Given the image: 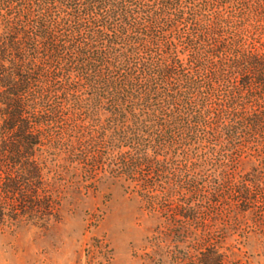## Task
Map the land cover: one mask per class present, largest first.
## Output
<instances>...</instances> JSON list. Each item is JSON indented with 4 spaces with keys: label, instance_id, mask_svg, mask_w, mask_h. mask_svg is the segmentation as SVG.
<instances>
[{
    "label": "rangeland",
    "instance_id": "1",
    "mask_svg": "<svg viewBox=\"0 0 264 264\" xmlns=\"http://www.w3.org/2000/svg\"><path fill=\"white\" fill-rule=\"evenodd\" d=\"M20 2L0 0V34ZM144 3H148L146 14L154 15L159 9L152 21L145 22L147 29L139 30L143 43L149 46L145 55L155 61L177 55L184 63L191 57L187 71L200 77L201 90L208 89L205 71L194 62L200 57L203 61L211 58L206 46L212 35L233 33L246 39L245 46L252 41L257 51L264 52V23L251 1L133 0L137 8ZM130 22L137 27L133 19ZM133 31L135 28L129 27L131 34ZM205 67L208 69V64ZM181 76V71H176L174 78L184 90L187 85ZM72 77L52 98L50 146L45 147L50 152L45 178L54 182L56 214L50 215L45 225L42 220L0 222V264H175L171 251L197 253L208 227L222 229L221 251L230 254L228 259L238 264H264V197L259 191L248 195L242 204L229 193L219 196L215 207L203 216L207 228L178 215L187 219L185 228L191 234L185 242L173 241V234H163L173 222L171 211H162L160 206L164 195L160 177L154 176L152 168L154 184L143 182L148 177L147 167L143 164L133 173L123 160L135 152L132 148L136 145L139 153L149 157L159 153L160 160L166 158L189 169L195 165V170L205 175H218L228 168L238 177L264 169L262 140L232 144L219 130L206 133L202 126L188 130L184 121L171 132H161L154 126L156 120L150 118L158 113L152 95L146 97L130 88L106 89L100 81H86L78 71H73ZM221 82L214 83V88ZM193 87L185 94L199 97L198 88ZM200 103L196 99L194 111ZM144 124L154 126L151 135L144 136ZM138 135L142 136L140 144L132 139ZM153 140L161 150L154 147ZM224 161H229L228 167L222 166ZM170 178L167 187L176 188L175 179ZM178 197L175 191L167 198L175 201ZM189 243L194 247L186 248ZM183 258L186 264L188 259Z\"/></svg>",
    "mask_w": 264,
    "mask_h": 264
},
{
    "label": "trees",
    "instance_id": "2",
    "mask_svg": "<svg viewBox=\"0 0 264 264\" xmlns=\"http://www.w3.org/2000/svg\"><path fill=\"white\" fill-rule=\"evenodd\" d=\"M248 1L264 23V0ZM145 4L137 8L133 0H21L13 8V17L0 34V222L42 220L45 225L49 216L56 214L54 182L45 178L50 153L45 147L50 146L52 98L73 78V71L82 73L86 81L102 82L106 89L130 88L146 97L152 95L158 113L150 118L156 120L154 126L161 132H171L184 121L188 130L197 126L206 133L219 130L228 143L264 142V52L257 51L252 41L245 46L242 36L211 31L214 35L206 46L211 58L203 61L200 57L194 62L205 71L208 89L201 90L200 77L187 71L192 66L191 57L184 63L177 55L157 61L145 55L149 46L143 43L139 30L159 14V9L154 15L146 14ZM129 27L135 28L132 34ZM176 71L185 79L184 90L177 87ZM220 81L215 89L214 83ZM190 87L198 88L200 96L186 95ZM196 99L201 105L194 111ZM142 127L144 136L153 132L146 124ZM141 138L132 139L140 144ZM156 145L161 150L160 144ZM132 149V155L123 157L125 168L134 173L144 164L160 177L158 184L164 194L160 206L162 211H171L173 222L163 234H173V241L185 242L191 234L185 228L187 219L178 215L207 228L203 216L215 207L219 196L229 193L240 204L253 192L264 197V169L238 177L228 168L218 175H205L196 171L195 165L181 167L172 160H160L159 153L149 157L139 153L136 145ZM228 162L222 166L228 167ZM151 172L143 182L154 184ZM168 178L175 179L176 188L167 187ZM175 191L179 194L175 201L167 198ZM221 230L208 227L203 247L198 246L195 254L177 248L171 251L172 262L183 264L185 255L186 264H238L221 251ZM191 246L189 243L186 248Z\"/></svg>",
    "mask_w": 264,
    "mask_h": 264
}]
</instances>
